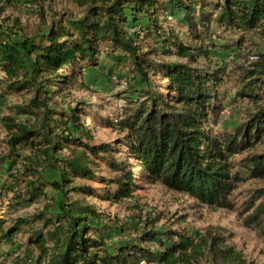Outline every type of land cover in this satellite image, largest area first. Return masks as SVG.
<instances>
[{"label": "trees", "instance_id": "obj_1", "mask_svg": "<svg viewBox=\"0 0 264 264\" xmlns=\"http://www.w3.org/2000/svg\"><path fill=\"white\" fill-rule=\"evenodd\" d=\"M91 3L80 16L54 15L38 38L15 41L0 32L2 92L28 97L14 106L15 116L0 120L7 147L0 157V187L12 188L23 177L20 199L48 200L31 217L10 224L0 220V250L12 249L21 234L27 242L18 247H25L26 256L13 248V264H199L202 259L207 264H247L243 252L215 226L196 238L185 228L161 230L146 223L135 238L112 244L106 227L92 225L103 223L102 216L78 197L84 189L77 181L100 180L105 185L102 198L113 202L131 199L141 181L159 184L198 206L236 213L244 227L264 236V186L247 190L241 204L235 200L240 185L264 181V105L255 103L264 96V52H256L249 65L231 68L239 78L235 96L256 106L220 133L208 122L222 109L218 89L228 70L192 67L200 56L232 47L217 45L216 29L235 39L232 45L240 50L247 37L255 48L257 39L264 45V0ZM162 18L186 38L166 31ZM161 49L165 54L176 51L185 62L158 59ZM101 57L111 63L112 74L113 67L126 68L142 85L124 92L120 114L105 122L124 135L117 143L125 146L127 159L114 143L92 141L84 117L93 111L86 101L65 106L63 95L73 85L86 87L84 73L101 68ZM152 77L162 84L153 86ZM235 156L244 157L237 163ZM102 165L109 177L96 174ZM86 193L96 196L93 189Z\"/></svg>", "mask_w": 264, "mask_h": 264}, {"label": "rangeland", "instance_id": "obj_2", "mask_svg": "<svg viewBox=\"0 0 264 264\" xmlns=\"http://www.w3.org/2000/svg\"><path fill=\"white\" fill-rule=\"evenodd\" d=\"M6 1L0 0V32L10 36L15 41L22 40L25 37L36 38L35 35L46 32L54 15L70 13L74 16H80L92 4L91 0H37V4L28 0H11L10 3ZM161 21L166 31L184 37L185 32L174 23L166 21L164 18ZM220 34L221 39H218ZM213 36L216 38L217 45L223 44L232 47H225V50H212L206 58L200 56L197 63H193L192 67L210 68V70L226 68L228 70L224 82L218 89L222 109L218 116L211 117L208 122L209 127L220 133L224 129H231L239 124L248 109L256 105H264V96L255 102L256 105L249 102L248 99H238L235 93L239 78L236 74L230 72L235 65L251 64L257 58L256 52L258 54L264 52V45L257 39L255 42L259 45L258 48H255L250 43L249 37H247L243 49L240 50L233 47L232 43L235 39L231 38L228 33H221L216 29ZM161 50L158 59L168 62H185L184 59L179 58L176 51H173L172 54H165L164 49ZM100 64H102L101 68H91L85 71L82 83L86 87H81L78 84L73 85L72 89H68L66 95H63L66 102L65 106L73 104L74 100L86 101L93 111L89 115L85 114L84 117V121L90 126L93 133L92 141L97 144L103 142L114 143L115 148H119L123 152L124 158L127 159L124 154L126 152L125 146L117 143L118 140L123 139L124 135L115 127L105 125V122L106 120H115L120 114L123 93L132 89L133 86L142 85L139 83V79H134L135 75L126 68L113 67L112 74L109 69L111 63L105 62L101 57ZM157 84H162V82L152 77V85ZM27 98L24 92L9 93L5 91L3 93L2 87H0V120L7 115L15 116L14 106L26 103ZM17 118L23 120L25 117ZM5 137L6 131L0 123V157L7 153ZM257 149L259 150L260 147ZM243 157L235 156L234 161L239 163ZM20 166L21 164H19L17 170L21 169ZM241 172L243 175H247L245 170ZM96 174L109 177L110 171L102 165ZM77 184L84 189L78 197L88 201L102 216L100 220L103 223L92 221V225L100 230L106 227L107 229H104L105 235L112 244L135 238L142 229H147L144 228L146 223L150 224L149 228L161 230L185 228L188 233H192L196 238L208 226H215L222 229L223 234L229 236L230 244L235 245L238 250L243 252L247 264H264V236L244 227L236 213L198 206L183 194L169 191L159 184H151L146 181L140 182L139 189L133 193L131 199H123L119 202L102 198V195L105 194V185L100 180H80L77 181ZM260 186H264V181L251 180L240 185L235 193L236 202L241 204L247 190ZM25 187L26 181L23 177H20L12 188L6 185L7 189L2 191L0 187V220H7L10 224L12 220L18 217H31L40 212L48 203V200L43 199L34 203L20 199ZM86 189L95 190L96 196H89ZM48 191L51 196L56 194L49 188ZM181 218H184V221H182V224H178L177 220ZM9 224L7 223V225ZM16 238V245L13 248H17L20 252L19 255L25 258L26 255L22 253L25 247L18 246L20 243L25 244L27 242L26 236L18 234ZM13 248L8 249L5 246L1 248L0 264H13V256L9 255L11 254L9 252L14 250ZM32 257L35 260L37 253L35 252ZM199 264L207 263L202 259Z\"/></svg>", "mask_w": 264, "mask_h": 264}]
</instances>
